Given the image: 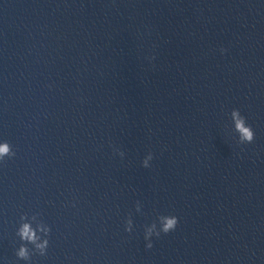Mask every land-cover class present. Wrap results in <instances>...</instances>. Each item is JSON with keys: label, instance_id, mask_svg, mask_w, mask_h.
I'll return each mask as SVG.
<instances>
[{"label": "water", "instance_id": "obj_1", "mask_svg": "<svg viewBox=\"0 0 264 264\" xmlns=\"http://www.w3.org/2000/svg\"><path fill=\"white\" fill-rule=\"evenodd\" d=\"M0 139L3 264L25 222L51 229L31 264H264V25L243 0H0Z\"/></svg>", "mask_w": 264, "mask_h": 264}, {"label": "clouds", "instance_id": "obj_2", "mask_svg": "<svg viewBox=\"0 0 264 264\" xmlns=\"http://www.w3.org/2000/svg\"><path fill=\"white\" fill-rule=\"evenodd\" d=\"M223 51V50H222ZM232 122L235 131L238 134L239 144H251L254 140L255 134L252 127L247 123L244 116L241 115L240 111L234 109L231 113ZM121 159L124 158L123 152H116ZM15 157L12 145L6 140L0 139V164L7 159ZM153 156L149 153L143 160L142 165L144 168L151 166ZM137 211H140V207H137ZM22 219H26L22 217ZM178 218L174 215H163L158 218L156 223H153L144 228V240L147 248H152V239L159 238L161 234L167 235L176 230L178 226ZM134 224L131 219H128L125 226V231L132 233ZM51 232V229L44 224H37L34 228L31 223H21L18 230L17 236L20 240V246L16 249L15 255L18 261H23L24 264H31V252L28 245L32 246V250L37 252L41 256L47 255L49 248V239L47 238ZM38 233L40 235H38ZM0 264H3L0 261Z\"/></svg>", "mask_w": 264, "mask_h": 264}]
</instances>
